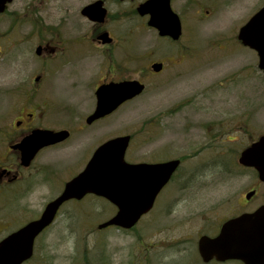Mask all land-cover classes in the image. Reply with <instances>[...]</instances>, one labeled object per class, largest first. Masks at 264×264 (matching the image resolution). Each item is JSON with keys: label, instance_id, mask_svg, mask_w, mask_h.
Segmentation results:
<instances>
[{"label": "rangeland", "instance_id": "obj_1", "mask_svg": "<svg viewBox=\"0 0 264 264\" xmlns=\"http://www.w3.org/2000/svg\"><path fill=\"white\" fill-rule=\"evenodd\" d=\"M92 1L13 0L0 14V126L11 127L24 110L34 114L37 125L73 128L71 140L41 156L66 155L70 150L61 147L73 142L75 169L88 157L85 150L94 152L123 135L132 136L126 155L133 160L182 159L169 185L168 205L157 208L136 231L146 245L152 240L163 244L177 234L181 217L193 220L189 232L194 234L205 217L222 218L264 204L257 172L237 163L241 151L264 135V73L257 52L237 39L264 0H171L183 26L178 41L159 36L134 12L144 0H108L110 16L103 27L115 43L106 47L93 39V23L80 12ZM48 43L58 47L57 54L38 56V45ZM153 61H163L164 68L153 71ZM124 76L141 78L145 91L89 126L97 85ZM6 145V139L0 140V152ZM253 188L257 194L248 201ZM51 189L45 181L34 200L42 202ZM74 206L63 208L39 238L31 264H103L104 254L113 249L110 264H122L125 251L138 248L144 254L135 237L100 229L115 209L92 198ZM155 221L159 231L153 229ZM155 255L167 261L165 248Z\"/></svg>", "mask_w": 264, "mask_h": 264}, {"label": "water", "instance_id": "obj_2", "mask_svg": "<svg viewBox=\"0 0 264 264\" xmlns=\"http://www.w3.org/2000/svg\"><path fill=\"white\" fill-rule=\"evenodd\" d=\"M12 1L0 0V13ZM138 12L141 15H150L148 25L155 27L161 36H169L174 40L181 37L182 22L178 13L173 10L171 0H147L139 5ZM82 14L94 22H104L107 10L99 0L85 6ZM106 36L107 34L103 35L104 41H107ZM238 39L244 46L257 52L258 67L264 73V6L240 28ZM41 51L42 46L37 47L38 55H41ZM152 67L158 72L163 65L154 63ZM39 80L40 77H37L36 81ZM144 90L145 85L138 80L101 85L96 92L97 107L88 116L87 122L92 123L113 113L122 103L139 96ZM65 137L67 131L64 130L35 131L19 145L23 160L28 161L41 147L61 141ZM130 140V135H124L102 144L86 169L66 185L58 198L49 203L39 219L31 221L1 241L0 264H21L29 259L33 254L36 237L54 221L62 203L72 198L80 199L87 193L106 196L119 205L117 214L101 224L100 228L108 225L133 227L153 207L157 194L179 168L181 160L177 158L159 163H128L125 161V154ZM238 162L245 167L255 168L260 181L264 182V135L241 152ZM127 193L131 194L125 197ZM255 193L256 190L248 192L247 199H251ZM133 203L137 205L133 206ZM246 235L264 244V205L252 213H244L228 221L220 235L213 240L216 242L215 248L228 255L241 253L240 249H244V246L240 243L247 239ZM205 241L206 238H203L201 242Z\"/></svg>", "mask_w": 264, "mask_h": 264}, {"label": "flooded vegetation", "instance_id": "obj_3", "mask_svg": "<svg viewBox=\"0 0 264 264\" xmlns=\"http://www.w3.org/2000/svg\"><path fill=\"white\" fill-rule=\"evenodd\" d=\"M99 0H94L86 5L94 3ZM103 2V7L107 10L106 19L104 22H92L91 32L92 37L97 42L102 44V47H106L107 45H111L115 43V37L111 34V32L105 29L103 26L105 22L110 16L109 9H108V0H100ZM144 0L138 4L135 8L136 13H138V7L141 3L145 2ZM73 2V0H72ZM85 5V6H86ZM84 6V7H85ZM9 5L5 12L8 11ZM29 9V8H28ZM27 9V10H28ZM83 9V8H82ZM81 9V13H82ZM30 13H33L29 10ZM28 12V14H29ZM139 14V13H138ZM2 15V14H1ZM146 22L148 23L150 16L149 15H141L139 14ZM113 17H122L119 14L112 15ZM146 20V21H145ZM73 31V25L71 27ZM155 29V28H153ZM156 30V29H155ZM157 31V30H156ZM107 34L106 39L104 41L103 35ZM168 38V37H167ZM38 46H42L41 55L44 58L52 57L58 52V47L48 44H39ZM72 49H73V37H72ZM155 62L162 63L164 68L163 61H153L151 63L154 64ZM125 80H138L143 82L141 78H128L124 76L123 78H113L107 79L104 78L101 82L97 85L95 90V97L97 89L107 83L111 82H121ZM123 103L121 106H123ZM120 106V107H121ZM97 107V99L95 102L94 110ZM119 107V108H120ZM119 108L117 110H119ZM116 110V111H117ZM114 111V113L116 112ZM34 114L25 112L24 110H20L18 116L15 119V122L12 124L11 127L8 126H0V140L4 141L6 139L7 145L3 152H0V243L3 241L7 236L11 235L12 233L18 231L23 226L27 225L29 222L38 219L46 207L55 200L59 195L62 194L66 185L73 180L77 175H79L88 165L92 156L96 149L102 145L101 143L97 146L94 152L85 150V154L83 156H88L87 158L83 159L81 164L78 166L77 169L73 168V142L70 144L69 147L64 146L61 149L66 148L65 151L68 149L70 153L64 154L63 156H59V158L55 156H41L44 153L52 150L53 148H58L62 144L68 142L73 138V128H66L65 126L59 128H52V127H44L41 125H37L35 123ZM102 117L100 119L95 120L92 123H88L89 126L107 118ZM42 129H51L54 131H67V137L58 141L56 143L48 144L41 147L35 156H32L31 159L23 160L22 150L19 148V145L29 136H31L35 131ZM127 154V153H126ZM90 156V157H89ZM40 159V161H39ZM125 160L128 163H156L159 161H141V160H133L130 156L125 155ZM59 161L60 163H58ZM63 161V162H61ZM164 161V160H162ZM73 171L74 174H73ZM148 179V178H147ZM150 181V179H148ZM173 178L169 180L167 184H165L160 192L157 194L155 198V202L153 207L146 213H144L138 222L130 229H125L119 227L117 225H108L102 230L112 231V230H120L127 233L130 236L135 237V240L139 241V245L141 247V251L144 254L139 253V249L137 248L136 251H125L122 256L125 258L122 260V264H264V244L258 243L255 240H252L246 235V240L242 241L240 245L244 246V249H240L241 253H237L235 255H228L225 251L218 250L215 248L216 242L213 240L216 239L221 231L225 223L229 220L237 218L240 214L245 212H253L256 209L249 208L245 211L238 212L235 210L233 213L228 214L222 218H214V217H205L203 221H200V226L197 228L194 234L190 233V228L193 225H190L191 220L189 217L182 218L181 217V225L179 226L177 234H173L171 238L163 240L164 243H160L159 241L155 242L152 240V243L146 245L144 242L143 235L137 230H140L141 224L143 220L149 216H151L154 212L157 211V208H161L163 206L168 205L167 201V194L169 193V185L171 184ZM45 181L48 182V186L51 189V196L45 194L42 197V202L35 201L33 194L36 193L37 189L41 184H45ZM55 193V194H54ZM131 193H127V196ZM96 199L100 202V204H106L115 209L114 214H112L105 222L111 220L118 212L119 205L109 199L106 196L97 195L95 193H88L80 199H69L62 203L57 213V217L59 216L61 210L63 208H74L81 206L83 203H87V200ZM137 198L140 196L137 195ZM87 199V200H85ZM83 202V203H82ZM22 203L21 209H17L16 205ZM137 204L133 203V206ZM237 209V207H235ZM30 209H40L38 215L29 216L27 213H24L26 210ZM251 209V210H250ZM19 210V211H18ZM154 215V214H153ZM57 220V219H56ZM56 220L51 223L48 227H46L35 239L34 245V253L31 258L25 260L21 264H31L34 260L36 244L40 237H42L48 230H50L53 225L56 223ZM157 221V220H156ZM155 223V230L159 231L160 227L157 222ZM141 225V226H140ZM140 227V228H139ZM157 227H159L157 229ZM139 228V229H138ZM156 231V232H157ZM254 235V234H250ZM203 238H206L205 242H201ZM236 245H238L236 243ZM165 248V252L167 254V261L163 263L157 256L155 255V251H160L161 249ZM106 252V251H105ZM115 252V249L110 251V254ZM107 254L103 256L104 262L109 263V256ZM113 256V255H112ZM72 262H73V253H72ZM40 264V261H38Z\"/></svg>", "mask_w": 264, "mask_h": 264}]
</instances>
